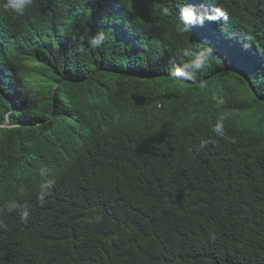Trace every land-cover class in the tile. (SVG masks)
Wrapping results in <instances>:
<instances>
[{
  "label": "trees",
  "instance_id": "obj_1",
  "mask_svg": "<svg viewBox=\"0 0 264 264\" xmlns=\"http://www.w3.org/2000/svg\"><path fill=\"white\" fill-rule=\"evenodd\" d=\"M188 2L229 19L183 32L178 0H0V208L20 205L0 264H264V0ZM187 44L215 51L204 89L169 74Z\"/></svg>",
  "mask_w": 264,
  "mask_h": 264
},
{
  "label": "clouds",
  "instance_id": "obj_2",
  "mask_svg": "<svg viewBox=\"0 0 264 264\" xmlns=\"http://www.w3.org/2000/svg\"><path fill=\"white\" fill-rule=\"evenodd\" d=\"M32 3L33 0H6L5 7L16 13L22 14ZM178 3L180 5L177 8L179 26L183 32L192 31L197 26L202 27L205 21L219 23L221 21L227 22L229 19V13L220 7H197L196 5L189 3L188 0H178ZM171 12L172 9L169 7H164L162 9V15L164 16L170 15ZM109 35L110 34L105 31H97L95 35H92L87 39L88 48L91 50L102 49L108 41ZM245 39H250V37H245ZM77 50L82 53L87 51L83 46V40L78 44ZM179 55L185 59L170 69L169 74L172 78L178 81L190 80L197 83L201 89L206 88L207 82L204 79L206 69L216 61L213 47L208 45L199 50H194L190 44H187L180 50ZM214 99L219 107H223L226 103L223 97H214ZM226 119L227 113L222 112L218 115L216 123L211 126V132L222 139H229L225 130L224 122ZM208 143V140H201L195 151L199 153L204 150ZM54 184L55 181L52 179L46 180L42 184V191L39 197L41 204L44 203L45 196L51 195V189ZM21 192H23V189H21ZM17 209H20V205L17 202H8L3 208H0V212L11 213ZM30 215L31 213L28 208L24 207L20 211V220L27 223ZM102 220V215H95L90 222L99 224ZM6 227L5 224L0 223V229H6ZM212 238L214 239V235Z\"/></svg>",
  "mask_w": 264,
  "mask_h": 264
}]
</instances>
